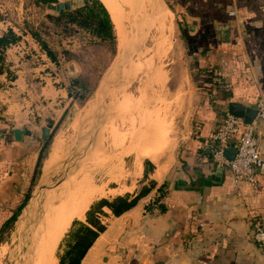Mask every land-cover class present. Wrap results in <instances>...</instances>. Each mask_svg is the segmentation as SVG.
Returning <instances> with one entry per match:
<instances>
[{"label": "crops", "instance_id": "obj_1", "mask_svg": "<svg viewBox=\"0 0 264 264\" xmlns=\"http://www.w3.org/2000/svg\"><path fill=\"white\" fill-rule=\"evenodd\" d=\"M181 1L179 37L194 68L200 67L184 140L169 166L147 171L143 165L144 180L125 193L141 185L150 189L132 206L118 215L102 206L104 228L79 264H264L251 238L253 220L264 224V171L256 170L253 181L234 182L204 146L230 102L253 108L264 92V0ZM11 55L6 59L14 60ZM32 69H12L8 78L0 71V237L22 208L42 128L46 134L56 130L74 101L64 85L48 83ZM14 128L23 130L18 139ZM255 135L264 153V127L256 126ZM58 139L51 137L36 180L53 166L47 161ZM161 183L168 192L165 211L145 210Z\"/></svg>", "mask_w": 264, "mask_h": 264}, {"label": "rangeland", "instance_id": "obj_2", "mask_svg": "<svg viewBox=\"0 0 264 264\" xmlns=\"http://www.w3.org/2000/svg\"><path fill=\"white\" fill-rule=\"evenodd\" d=\"M58 1L74 6L80 0ZM101 1L106 8L121 9L119 13L108 9L114 43L96 40L81 29L61 34L45 17L50 10L46 4L0 0V34L7 27L18 34L15 41L0 45V71L6 70L2 77L8 78L15 68L35 67L31 71L46 77L48 83L70 84L71 92L82 95L74 97L72 104L68 101L62 121L54 126L52 138L62 131L64 136L56 161L28 187L19 214L0 237V251H4L0 264H57V253L65 242L58 244L73 218L83 220L86 207L99 197L110 199L134 191L144 180L143 165L147 171L169 166L184 140L197 82L179 37L182 16L177 4L182 1L163 0L169 14L154 23L150 15L158 10L145 0ZM141 24L146 27L144 36L124 39L132 29L142 32ZM29 28L39 32L56 61L45 54ZM6 55L15 59L7 60ZM163 125L167 134L161 147L144 154L146 135L154 136L155 127L161 132ZM54 181L35 195L38 200L31 210L29 205L23 212L30 192L38 184ZM104 215L99 214L101 219ZM30 225L24 241L23 231Z\"/></svg>", "mask_w": 264, "mask_h": 264}, {"label": "trees", "instance_id": "obj_3", "mask_svg": "<svg viewBox=\"0 0 264 264\" xmlns=\"http://www.w3.org/2000/svg\"><path fill=\"white\" fill-rule=\"evenodd\" d=\"M32 1L35 4H46L48 2H57L58 0ZM44 15L47 20L58 30V32H61V34L68 36L72 34L73 31L81 29L96 40L109 43H114L115 41L114 23L111 19L108 9L101 0H80L77 1V3L72 7L60 9L54 13H45ZM176 21L179 23V20L176 19ZM28 32L44 50L45 54L51 60L56 61L54 53L51 52L50 48L47 46V43L39 34V32L32 28H29ZM16 39H18V34H16L11 29V27H7V29L0 34V45L5 46ZM190 63V66H192L194 71L200 70L199 66L194 68L195 66L192 60ZM74 80L78 81L76 78ZM65 89L67 91V95L72 98L82 97V95L78 92H71L70 84L66 85ZM63 113L61 114L59 120L61 119ZM53 132L54 128L40 141L33 172L31 175V181L29 185L30 187L32 184H34V181L38 176L42 157L47 145L51 140ZM149 189L150 186L141 185L134 194H117L112 196L110 199L106 197H99L95 200V202H91L84 212V220L73 218L69 228L60 239L58 245H60L61 242H65V247L61 252L57 253V264H79L88 247L92 244L98 233L104 228V223L99 217V214L104 213L102 206L108 207L111 213L118 215L132 206L136 200L141 195L145 194ZM167 193L168 192L164 188L163 184H159L156 187V193L149 201L144 204V209L147 211H165L166 204L163 200L167 196ZM26 194L24 195V198L26 197ZM21 205L22 204H20V206ZM20 206L17 207L16 211L20 209Z\"/></svg>", "mask_w": 264, "mask_h": 264}, {"label": "built area", "instance_id": "obj_4", "mask_svg": "<svg viewBox=\"0 0 264 264\" xmlns=\"http://www.w3.org/2000/svg\"><path fill=\"white\" fill-rule=\"evenodd\" d=\"M253 108L255 114L250 122H244L241 117L225 110L204 142L209 157L216 166H226L234 182L253 181L256 170L264 171V153L259 150L255 135L256 126L264 127L263 91L256 96ZM230 144L234 153L228 159L223 150ZM251 238L264 254V224L260 219L251 223Z\"/></svg>", "mask_w": 264, "mask_h": 264}, {"label": "water", "instance_id": "obj_5", "mask_svg": "<svg viewBox=\"0 0 264 264\" xmlns=\"http://www.w3.org/2000/svg\"><path fill=\"white\" fill-rule=\"evenodd\" d=\"M163 2V0H161ZM47 7L50 8L49 12L47 13H53V11H58L60 9H66V8H69V2L68 1H57V2H48L46 3ZM114 62L113 63H110L104 73L111 69L113 66H114ZM102 80V79H101ZM100 80V82H101ZM227 111L233 115H236V116H239L243 119L244 122H250L251 119L253 118L254 114H255V110L254 108H251V107H248V106H245L241 103H238V102H230L227 106ZM23 132V130L21 129H18V128H14L13 129V136L15 139H18L21 135V133ZM47 133V128L46 127H43L42 128V134L43 135H46ZM95 138V136L91 139V141H93ZM87 145V144H86ZM85 148V147H84ZM233 153H234V148L233 146L230 144L228 146H226L223 150V154L226 158L230 159L233 157ZM66 166V163H64V165L62 166V168L60 169V172L65 168ZM59 176V174H57V177ZM59 179V177L56 179V181ZM56 181H54L53 183L51 182H43L41 184H38L29 194V196L27 197V200L24 204V207H23V212L28 210V207L30 205V201L31 199L36 195V194H39V192L44 189V188H47V187H50L52 186ZM31 226H29L28 230H24L23 231V237H24V241L25 239L27 238L28 236V232L29 230L31 229ZM24 243V242H23ZM22 243V244H23ZM9 262H10V259H9Z\"/></svg>", "mask_w": 264, "mask_h": 264}, {"label": "bare ground", "instance_id": "obj_6", "mask_svg": "<svg viewBox=\"0 0 264 264\" xmlns=\"http://www.w3.org/2000/svg\"><path fill=\"white\" fill-rule=\"evenodd\" d=\"M148 4H149V6L151 7V9L152 10H155L156 8H157V10H158V12L156 13L155 12V14L154 13H151V20L153 21H151L152 23H154V21L157 19H159L162 15H164L165 14V16L167 15V14H169L168 12H167V9H166V7H165V5H164V3L161 1V0H145ZM131 2V1H130ZM130 2L128 1L127 3H129L130 4ZM126 3V4H127ZM125 4V3H124ZM120 6V5H119ZM119 6H117V7H119ZM109 7H112L117 13H119L120 12V10H118L117 8H114L113 6H108L107 7V9H109ZM159 8V9H158ZM138 12H140L141 13V11L140 10H137ZM116 22H117V20H115ZM138 21V19H136V18H134V21H133V23H132V25L133 26H136V22ZM128 22H131V19L129 18L128 19ZM140 28H142V32L144 33V29H146V27L144 28V26L141 24V26H139ZM137 32V31H136ZM136 32H134V29H132L131 31H130V33H128L127 35H126V37L124 38V39H126L127 38V40H131V41H133L134 39H135V37H137V33ZM142 33V34H143ZM140 34V33H139ZM123 35V34H122ZM122 35H120L121 37H122ZM143 36H144V34H143ZM147 36V35H146ZM141 37V36H140ZM123 39V38H122ZM138 39V38H137ZM144 39V38H143ZM127 40H126V42H127ZM125 41V40H124ZM130 42V41H129ZM122 43V42H121ZM124 44H126V43H124ZM130 45V44H129ZM121 47V46H120ZM124 47V46H123ZM127 47H128V44H127ZM125 48V47H124ZM122 49V48H121ZM158 110H159V108H158ZM157 111V110H156ZM158 112H160V111H158ZM155 113V112H154ZM162 122H160L159 124H161ZM150 129V128H149ZM62 133H63V131H62ZM62 133H61V135H62ZM155 133L156 134H154V136H149V135H146V137H147V141L145 142V147L143 148V150H144V154H150L151 152H153V151H155L156 149H158V147H161V145H162V143H163V141H164V139H165V136H166V129H165V126L163 125V129L161 130V132H159V131H157L156 132V127H155ZM61 135H59V139H58V142H57V144H56V146H55V148L53 149H51V153H50V155H49V159H48V161H47V165H51L52 163H54L55 162V159H56V155L58 154L59 155V153L61 152V150H62V146H63V143H62V141H63V138L62 137H64V136H62L61 137ZM153 135V134H152ZM143 136V135H142ZM62 138V139H61ZM141 138V137H140ZM143 142V143H144ZM142 143V144H143ZM146 145H150V147L149 148H147L146 147ZM65 150V149H64ZM143 154V155H144ZM145 156V155H144ZM147 156V155H146ZM53 165V164H52ZM48 167V166H47ZM39 196V195H38ZM38 199H37V197L35 196V198L33 199V200H31L30 201V207H29V210H31V207L33 206V204H34V201H37ZM0 249H1V247H0ZM3 254H4V251L3 250H1L0 251V260L2 259V257H3Z\"/></svg>", "mask_w": 264, "mask_h": 264}]
</instances>
